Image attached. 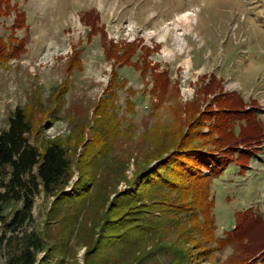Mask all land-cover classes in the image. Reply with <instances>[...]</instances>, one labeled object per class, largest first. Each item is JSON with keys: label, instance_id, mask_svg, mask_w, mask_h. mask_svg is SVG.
<instances>
[{"label": "rangeland", "instance_id": "374dc122", "mask_svg": "<svg viewBox=\"0 0 264 264\" xmlns=\"http://www.w3.org/2000/svg\"><path fill=\"white\" fill-rule=\"evenodd\" d=\"M13 2L25 12L26 27L12 31L13 14L2 15L0 35L22 38L25 50L0 66V129L7 126L14 108L25 107L36 92L45 104L49 103L51 93L64 79L63 69L73 50H80L82 61V68L70 77L64 107L57 118L41 111L33 119L30 142L42 151L49 142L58 141L70 159L66 183L55 188L53 194L41 192L35 197L31 227L44 236L45 242L35 264L59 260L61 264H224L243 256L232 242L211 254L204 252L205 246L213 245L195 244L199 237L186 239L192 234L190 230L182 231L188 224L168 226L160 217L161 207L151 206L154 197L150 195L143 201L148 210L137 211L141 208L137 204L134 215L129 214L133 207L126 213L137 218L132 223L145 227L143 237L134 238L138 231L132 229L129 241L119 249L112 245L100 247L96 240L106 219L115 223L126 216L123 211H111L114 195L129 188L134 190L136 175L168 154L157 147L162 140L168 144L173 136L178 122L174 112L177 105L199 101L201 110L220 93L217 87L207 96L202 94L201 88L210 75L221 79V92L233 90L247 108H257L256 118L246 117L239 123L249 124L250 129L258 120L264 125V0ZM90 9L99 16L107 39L115 46L140 38L144 44L158 47L148 59L158 63V70L168 75V90L163 95L149 92L150 75L144 79L138 69L115 65L112 58L107 59L99 33L87 37L89 26L80 17ZM187 17L188 24L184 21ZM184 63L191 65L192 77H197L189 82L193 94L186 102L179 85L183 76L180 65ZM113 68L119 77L127 79L123 88L116 89V116L122 122L115 128L114 138H107L110 148H102L104 129L95 130L93 119ZM207 125L204 131H208ZM251 154L245 168L240 162L232 163L210 182L218 237L230 235L246 240L251 228L259 226L257 237L264 240V143L252 149ZM85 183L89 187L86 197L74 199L76 186L85 191ZM18 206L19 203L7 205L4 214L10 217ZM246 208L244 231H235L236 213ZM150 209H155L161 218L151 225L152 229L142 221V216L151 217ZM144 249L149 251L146 258L136 256ZM6 261L0 252V264Z\"/></svg>", "mask_w": 264, "mask_h": 264}, {"label": "trees", "instance_id": "16d2710c", "mask_svg": "<svg viewBox=\"0 0 264 264\" xmlns=\"http://www.w3.org/2000/svg\"><path fill=\"white\" fill-rule=\"evenodd\" d=\"M12 14V31L26 27V14L16 2L0 0V17ZM80 19L89 26V39L100 34L104 54L107 59H113V64L132 66L140 71L144 79L150 75V93L163 95L168 90L167 73L159 71V64L148 59L156 52L157 46L150 47L140 38L115 46L112 40L107 39L104 26L94 10L84 11ZM24 43L22 38L0 35V66L6 65L11 58L19 57L25 50ZM81 68L80 50L75 49L64 66V79L51 93L49 103L45 104L36 92L25 107L14 108L8 116L7 126L0 129V252L7 259L5 264H35L37 253L45 248L44 236L31 227L34 200L41 192L53 194L55 188L66 183L70 159L58 141L49 142L42 151L30 142L34 131L33 119L41 111H47L52 119L57 118L58 112L64 107V95L70 87V77ZM126 84L127 79L119 77L115 68L111 69L110 79L95 108L93 119L95 130L104 129L102 148H110L107 138H114L115 128L121 125V119L116 116V89ZM222 86L221 79L210 75L201 89L204 96L213 93L214 88L220 89V93L211 98V103L201 110L199 101H190L183 107L177 105L174 112L178 122L173 136L168 144H163L165 142L162 140V144L157 147L165 149L168 154L154 166L141 170L136 175V188L116 193L110 207L111 211H123L124 215L133 207L129 214L134 215L132 213L137 204L141 207L137 211L148 210V204L143 201L150 195L154 197L151 206H155V209L161 207L160 217L169 223L168 226L180 222L188 224L182 231L190 230L192 234L186 239L193 241L199 237L195 244L213 245L208 248L205 246L204 252L211 254L214 249L232 242L244 255L228 259L224 264H264V240L257 237L259 226L251 228L246 240L216 235L210 186L212 178L219 176L235 162H240L241 167L245 168L252 158V149L264 143V125L260 120L253 129H250L249 124L244 126L239 123L246 117L248 120L256 118L257 108L251 105L247 108L244 100L233 90L221 92ZM127 105L132 108L130 102ZM206 125L208 131H204ZM163 149L161 153H165ZM204 170L208 172L205 174ZM84 187L85 191L81 186H76L74 199L86 197L89 192L87 183ZM13 203H19V206L7 217L4 210ZM155 209H150L151 217L142 216L144 225L151 229V225L161 219L156 216ZM246 211L248 208L236 213L235 231L243 230ZM124 217L115 223L108 222L114 220L106 219L104 226L101 225L96 240L100 247L112 245L119 249L126 245L134 230L138 231L134 238L139 239V235L143 237L147 231L145 227L131 222L137 218L127 214ZM148 254L149 251L144 249L136 256L146 258ZM52 264H61V261Z\"/></svg>", "mask_w": 264, "mask_h": 264}, {"label": "built area", "instance_id": "2783aa9c", "mask_svg": "<svg viewBox=\"0 0 264 264\" xmlns=\"http://www.w3.org/2000/svg\"><path fill=\"white\" fill-rule=\"evenodd\" d=\"M190 64L184 63V65H180L182 72H183V76L182 79H180V87H181V95H182V99L183 101H188L191 99V94H193V89L190 86L189 82L190 81H194L196 78L192 77L193 74V70L190 67Z\"/></svg>", "mask_w": 264, "mask_h": 264}, {"label": "bare ground", "instance_id": "6f19581e", "mask_svg": "<svg viewBox=\"0 0 264 264\" xmlns=\"http://www.w3.org/2000/svg\"><path fill=\"white\" fill-rule=\"evenodd\" d=\"M184 21H185L186 24H188V21H189V20H188V17H187V19H185Z\"/></svg>", "mask_w": 264, "mask_h": 264}]
</instances>
